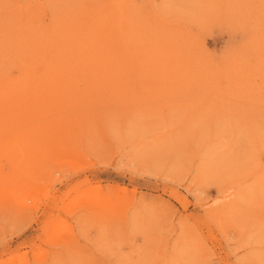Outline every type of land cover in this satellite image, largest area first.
Here are the masks:
<instances>
[{"label":"rangeland","instance_id":"obj_1","mask_svg":"<svg viewBox=\"0 0 264 264\" xmlns=\"http://www.w3.org/2000/svg\"><path fill=\"white\" fill-rule=\"evenodd\" d=\"M0 264H264V0H0Z\"/></svg>","mask_w":264,"mask_h":264},{"label":"bare ground","instance_id":"obj_2","mask_svg":"<svg viewBox=\"0 0 264 264\" xmlns=\"http://www.w3.org/2000/svg\"><path fill=\"white\" fill-rule=\"evenodd\" d=\"M132 68V67H131Z\"/></svg>","mask_w":264,"mask_h":264}]
</instances>
